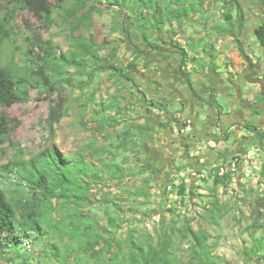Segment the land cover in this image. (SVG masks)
Wrapping results in <instances>:
<instances>
[{
  "label": "rangeland",
  "instance_id": "obj_1",
  "mask_svg": "<svg viewBox=\"0 0 264 264\" xmlns=\"http://www.w3.org/2000/svg\"><path fill=\"white\" fill-rule=\"evenodd\" d=\"M190 1H193L191 7L197 5L195 0ZM145 2L156 7V0H97L95 8H91L90 2L78 15L68 17V10L79 8V0H50L51 20H47L34 10L15 7L10 0H0V21L9 19L0 31V65L14 67L25 84L19 90L20 100L12 105H0V113L7 116L11 127L9 134L0 136V168L5 165L16 168L20 162L30 160L56 144L64 156L73 161L62 169L70 172L77 189L81 180L92 187L86 203L80 206L75 202L64 206L58 204L44 238L31 241V246L22 248L20 255L11 253L14 263L4 256L1 264H65L52 256V243L59 246L64 256L69 255L66 264H108L116 254H129L134 242L143 246L145 255L149 256L161 251L167 243L171 264H243L248 260L251 264L263 263L264 254L261 252L238 251L240 246L246 250L247 244H258L257 240L264 239V236L246 235L247 229L254 233L264 230L263 190L251 194L255 202L252 199L249 204H240V193L227 189L225 191L232 196L231 203L221 211H216L213 206L190 208L185 203L183 210L178 206H166L160 210L161 219L156 220L158 206L145 208L146 211L135 209L134 184L132 179H123L128 176L127 172L133 176L137 167L127 168L125 172L120 157L107 145L113 134L109 130V120H120L119 96L111 100L105 98L104 89L110 78L105 71L94 69L97 60L95 62L90 56L85 55L88 67L82 69L66 66L54 59H41L43 52L39 48L38 43L41 42L37 40V33L44 41L52 42L55 52L75 51L84 55V45H90L98 54L100 63L108 62L110 55L115 57H111L112 62L127 61L134 55L133 49L140 43L136 42L139 37L154 29L148 19H143L147 17L141 12L147 6ZM191 7L187 13H191ZM90 8L85 22L77 27L79 17ZM185 14L181 10L172 17L181 21L187 18ZM134 30L141 34H132ZM41 65L47 67V73L56 85L57 92L52 98L59 100L62 96L64 99V117L59 123H50L51 102L38 75ZM112 79L130 81L134 86L133 78L129 80L116 70ZM94 147L103 151L94 154ZM15 170L4 173L3 178L10 197L17 196L20 183L26 192L31 190ZM122 189L126 190V196L117 194ZM81 211L85 213L83 216ZM51 224L55 228L61 227L68 236L52 232ZM76 228H88L85 230L87 234L81 235L83 231ZM193 232L208 236L203 247L196 246ZM98 238L101 239L95 254H79V244L86 240L95 242ZM66 245L70 246V252ZM126 263L131 264L130 261ZM151 264L160 262L153 260Z\"/></svg>",
  "mask_w": 264,
  "mask_h": 264
},
{
  "label": "crops",
  "instance_id": "obj_2",
  "mask_svg": "<svg viewBox=\"0 0 264 264\" xmlns=\"http://www.w3.org/2000/svg\"><path fill=\"white\" fill-rule=\"evenodd\" d=\"M194 3L191 7L190 0H156L155 8L141 11L154 29L139 37L136 46L144 50L150 41L167 51L148 49L137 57L133 50L127 61L104 62L110 66L104 70L110 78L105 98L118 95L120 108V120H109L113 134L108 149L116 152L125 170L136 165L133 176L126 170L123 180L132 179L135 209L159 207L156 220L166 206L183 210L185 203L190 208L227 209L232 197L227 189L240 193V204L255 202L251 194L264 191V42L257 34L264 24V0ZM181 10L187 18L176 21L172 16ZM179 48L186 53L183 70L190 83L182 74ZM132 62L134 69L129 67ZM115 70L133 78L134 86L126 80L113 81ZM184 119L193 123L191 132L181 130ZM248 153L258 158L257 166L242 162L230 179L216 181L222 165ZM246 235L262 238L264 230L247 229ZM247 245L238 251L258 246L264 254V239L262 244Z\"/></svg>",
  "mask_w": 264,
  "mask_h": 264
},
{
  "label": "trees",
  "instance_id": "obj_3",
  "mask_svg": "<svg viewBox=\"0 0 264 264\" xmlns=\"http://www.w3.org/2000/svg\"><path fill=\"white\" fill-rule=\"evenodd\" d=\"M14 3L15 7H24L34 10L39 17L51 20V7L50 0H10ZM91 2V8H95L97 0H79V8L68 10V17L78 15V13L88 7V3ZM146 7H150L149 3L145 2ZM91 8L87 12H83L79 17L77 27H80L85 22V16L91 12ZM90 11V12H89ZM12 16V15H11ZM9 19L0 21V31L7 25ZM38 34L37 40L40 50L43 52L42 60L54 59L61 61L66 66L76 67L78 69L87 68L88 62L86 56H90V59L97 60L95 70L104 71L110 66L104 62H98L99 56L93 51L90 45H83L86 47L84 55H80L75 51L69 53L55 52L51 41H44L40 34ZM257 34L262 42H264V24L257 30ZM42 44L44 47H42ZM145 49L141 50L137 46L134 47V52L138 56H142L146 51H167L164 46L147 41L144 44ZM38 48V49H39ZM178 52L182 56L181 70L183 76L189 81V75L183 70V66L186 62V53L183 49L179 48ZM112 57L110 55L107 61ZM131 69L136 68V63L132 62L129 66ZM118 69V68H117ZM120 70V69H119ZM38 75L41 79V83L48 92V97L51 102L50 106V123H59L64 117V99L61 96L59 100H54L52 97L57 92L56 85L50 79L47 73V67L44 65L39 66ZM129 77V76H127ZM24 78L18 73V71L12 66L0 65V105H12L16 101L21 99L20 88L24 86ZM23 92V91H22ZM114 121V120H112ZM11 127L7 116L0 113V136H4L10 133ZM102 148L94 147V154L102 152ZM73 161L64 156L61 150L56 144H53L43 152L38 153L36 156L27 161L20 162L16 168L11 165H5L0 168V260L2 257H6L11 263L15 262V259L10 255L16 253L20 255V250L25 246H31V241H39L43 239L47 233V229L50 227L49 222L53 220V213L56 211L58 204L64 206L66 204H72L75 202L77 205H81L89 201V193L91 192V186L84 184V180L78 181L79 186L77 189L76 181L72 179L70 172L62 169L63 166H69ZM19 173L22 179L26 182V186H30L31 190L26 192L21 185L20 190L16 197H10L4 184V173L10 171ZM63 170V171H62ZM82 172H85L83 169ZM231 173H227L224 176H218L216 181L228 180L231 178ZM23 188V189H22ZM185 187L182 186L180 193L185 192ZM85 213L81 211V216ZM66 218H63V220ZM60 221H63L59 219ZM54 224H51V231L61 234L60 236L67 235L61 227L55 228ZM81 232V235H86L85 230L82 228H76ZM193 237L196 246L203 247V242L208 239L207 235L199 236L193 232ZM99 239L93 242V240H86V242L79 244V254L91 252L96 253V246L100 243ZM262 244L263 239L257 240ZM67 246V251L70 252V246ZM52 256H54L60 263H67L69 255L64 256L62 250L56 243H52ZM257 248V247H256ZM254 249L255 253H259L258 249ZM205 253V252H204ZM206 252L205 254H208ZM147 254V253H146ZM10 255V256H9ZM262 259V258H261ZM153 260H158L160 264H171V260L168 256L167 243L162 246L161 251L149 256L145 255V248L133 244V249L129 254H116L115 257L110 258L108 264H127L126 261H130L131 264H151ZM62 261V262H61ZM1 264V263H0Z\"/></svg>",
  "mask_w": 264,
  "mask_h": 264
},
{
  "label": "built area",
  "instance_id": "obj_4",
  "mask_svg": "<svg viewBox=\"0 0 264 264\" xmlns=\"http://www.w3.org/2000/svg\"><path fill=\"white\" fill-rule=\"evenodd\" d=\"M194 129L193 123L191 120L184 119L183 124L181 127V130L183 132H191ZM258 149L256 148V151ZM251 161L254 162V164L257 166L259 164L258 158L254 156L252 153H248L244 158H238L235 157L231 160V162L228 163V165H222L217 172L220 176H224L227 173H235L239 169V165L244 162V163H252Z\"/></svg>",
  "mask_w": 264,
  "mask_h": 264
}]
</instances>
